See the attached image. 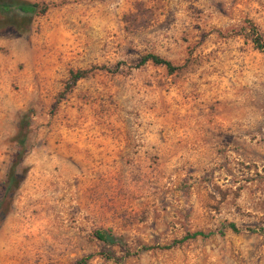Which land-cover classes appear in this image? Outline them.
Returning a JSON list of instances; mask_svg holds the SVG:
<instances>
[{
    "label": "rangeland",
    "instance_id": "rangeland-1",
    "mask_svg": "<svg viewBox=\"0 0 264 264\" xmlns=\"http://www.w3.org/2000/svg\"><path fill=\"white\" fill-rule=\"evenodd\" d=\"M24 1L49 7L0 16V264H264V0ZM104 229L214 233L114 261Z\"/></svg>",
    "mask_w": 264,
    "mask_h": 264
},
{
    "label": "trees",
    "instance_id": "trees-1",
    "mask_svg": "<svg viewBox=\"0 0 264 264\" xmlns=\"http://www.w3.org/2000/svg\"><path fill=\"white\" fill-rule=\"evenodd\" d=\"M48 7L49 5L46 3L28 2L24 0H0V16H2L5 25L20 31V30H24L28 26L30 20L34 16H39L44 14L48 9ZM247 23L248 24L245 27V33H246L245 35L247 39L251 43L253 49L264 53V36L257 31L256 27L252 23L250 22ZM145 63H151L152 65H156V66L158 65L163 66L168 73H173L174 71L179 69L178 66H172L169 61L154 54L142 55L139 58V60L134 64L133 67L136 68ZM88 73L89 70L69 71L67 81L64 86V91H68L75 84L76 81L86 77ZM17 143L18 146L22 147L23 138L18 139ZM14 176L15 174L13 171L7 175V180H6L7 186L13 183ZM226 228H228L231 232L234 233L240 231V229L235 227L233 223H228L226 225ZM246 230L254 232V230H250V229H246ZM213 233L214 232L203 233L200 231H194L191 233H186L180 239L173 240L168 245H163V246L139 245L136 247L134 251H130L128 247L125 245L122 237L115 236L110 229L96 230L92 233V235L94 239L101 242L103 245L117 246L122 251V255L120 256V258L114 257L113 253L109 250L103 251L102 255L106 259L120 261L124 258L135 256L137 253L142 251H147L151 249H169L174 244H179L187 239H194L196 237L206 238ZM86 260H87L86 257L81 258L77 260L74 264H85Z\"/></svg>",
    "mask_w": 264,
    "mask_h": 264
}]
</instances>
